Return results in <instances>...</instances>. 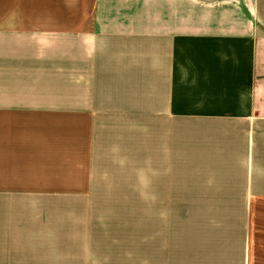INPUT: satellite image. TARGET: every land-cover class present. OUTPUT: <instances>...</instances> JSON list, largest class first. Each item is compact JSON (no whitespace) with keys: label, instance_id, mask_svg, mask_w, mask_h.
I'll return each mask as SVG.
<instances>
[{"label":"crops","instance_id":"1","mask_svg":"<svg viewBox=\"0 0 264 264\" xmlns=\"http://www.w3.org/2000/svg\"><path fill=\"white\" fill-rule=\"evenodd\" d=\"M147 121L151 264H264V0H0V264H88Z\"/></svg>","mask_w":264,"mask_h":264},{"label":"rangeland","instance_id":"2","mask_svg":"<svg viewBox=\"0 0 264 264\" xmlns=\"http://www.w3.org/2000/svg\"><path fill=\"white\" fill-rule=\"evenodd\" d=\"M155 134L154 122H144L143 191L146 190L147 185L148 200L143 192V202L136 204L141 207L100 210L98 214L92 215L99 222L93 226L94 229H99V233L95 234L99 246H94L91 251L93 258H85L88 264H146L148 262L151 264V258L154 259L150 257L152 246L149 242L143 241V231L151 229L155 220L154 201L150 199L154 195L150 191L154 189L152 174L155 170Z\"/></svg>","mask_w":264,"mask_h":264}]
</instances>
